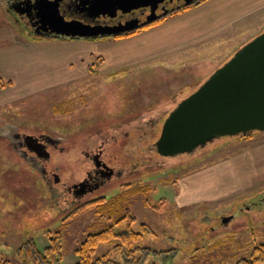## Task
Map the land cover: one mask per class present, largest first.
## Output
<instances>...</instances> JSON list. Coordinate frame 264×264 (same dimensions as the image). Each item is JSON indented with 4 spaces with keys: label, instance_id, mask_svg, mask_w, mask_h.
<instances>
[{
    "label": "rangeland",
    "instance_id": "374dc122",
    "mask_svg": "<svg viewBox=\"0 0 264 264\" xmlns=\"http://www.w3.org/2000/svg\"><path fill=\"white\" fill-rule=\"evenodd\" d=\"M12 1L0 0V264H21L18 250L27 241L42 251L48 237L55 236L61 244L58 264H75L76 249L86 236L111 223L95 214L90 203L108 202L137 187L147 192L133 193L128 206L135 219L130 230L141 233L131 247L176 249L174 264L250 261L254 248L264 243V209L254 205L264 199V131L216 139L192 154L166 160L149 147L169 110L264 31L262 0L255 5L245 0L248 12L236 19L238 11L223 9L230 0H206L130 36L69 41L22 28L20 13L9 6ZM196 9L203 17H183ZM225 12L237 13L230 18ZM172 18V24L166 23ZM20 39L42 43L31 47ZM72 41L85 45L67 44ZM136 116L141 128L130 121L117 157L128 151L145 168L66 211L54 207L38 173L5 140L19 130H42L56 142L65 140L67 150L88 130ZM55 159L60 162V154ZM127 229L123 223L115 231ZM119 243L114 238L99 245L92 260L108 255L109 264L124 263L123 253L113 249Z\"/></svg>",
    "mask_w": 264,
    "mask_h": 264
},
{
    "label": "water",
    "instance_id": "95a60500",
    "mask_svg": "<svg viewBox=\"0 0 264 264\" xmlns=\"http://www.w3.org/2000/svg\"><path fill=\"white\" fill-rule=\"evenodd\" d=\"M64 1L30 0L27 7V2H20L16 5L19 8L14 10L28 17L29 13L33 14L37 34L66 39L95 40L115 36L156 20L152 11L146 17L141 15L116 25H104L85 17H69L61 11ZM163 1L88 0L86 7L90 15L105 18L143 6L157 8ZM109 7L111 11L107 12ZM262 131L264 31L241 46L195 91L176 104L165 117L153 146L162 157H176L191 154L216 139ZM28 138L35 140L31 136Z\"/></svg>",
    "mask_w": 264,
    "mask_h": 264
},
{
    "label": "flooded vegetation",
    "instance_id": "af4514ba",
    "mask_svg": "<svg viewBox=\"0 0 264 264\" xmlns=\"http://www.w3.org/2000/svg\"><path fill=\"white\" fill-rule=\"evenodd\" d=\"M29 1L13 0L9 6L15 9L19 8L16 7L18 3L27 2V7ZM33 1L31 0V2ZM183 1L165 0L157 8L143 6L110 18L90 15L87 11L86 0H65L61 6V11L69 17H85L90 22L95 21L111 26L120 22L130 21L141 15L146 17L152 11L157 20L158 17L168 10H173L195 0H188L184 3ZM178 2H182L181 5H176ZM174 3L176 4L170 8ZM26 7L24 5L23 8ZM19 18L22 28H29L31 31H35L33 25L36 21L33 18V14L29 13V17L25 14H19ZM174 107L175 105L170 110ZM136 117L137 119L125 118V120L110 124V126L108 125L105 128L97 127L94 131L95 133L88 130L84 138L71 142L72 146L67 150L62 145L63 143L66 144L65 140L62 141L61 138H57L56 142L53 136L42 130L27 132L19 130V132L21 131L20 133L13 132L5 137V140L10 148L33 171L35 170L38 173L42 183L49 192V198L52 201L51 203H54V207H60V211H66L91 194L93 195L107 189L112 183L127 181L128 176L139 175L142 169L145 168L144 162L136 161L135 156L130 155L129 157L128 151H120V157H117L119 148H122L123 144H126V140L129 137L127 126L130 121H137V124L135 123L136 127L141 128L138 125V116ZM28 135L35 140L29 139ZM137 138L140 140L141 136L139 135ZM113 149L117 150L116 153H112L111 150ZM149 151L156 153L157 156L164 160L169 159L157 154L153 146L149 147ZM58 154H60V162L55 159ZM69 159L71 162H69ZM66 168L69 172H66ZM260 201V203L258 201L254 203V205L263 210L264 199ZM232 219H234V215Z\"/></svg>",
    "mask_w": 264,
    "mask_h": 264
},
{
    "label": "trees",
    "instance_id": "16d2710c",
    "mask_svg": "<svg viewBox=\"0 0 264 264\" xmlns=\"http://www.w3.org/2000/svg\"><path fill=\"white\" fill-rule=\"evenodd\" d=\"M206 0H195L188 4H184L173 10H168L162 14L157 20L149 23L148 25L142 26L128 32L123 35H118L117 37L130 36L134 33H137L141 30H144L148 27H151L166 18L173 17L183 11H186L193 6H196ZM244 137L245 135H239L237 137ZM137 189V190H135ZM130 189L124 193L115 196L108 202H102V200L95 201L90 203V207H94V213L99 215L102 218L108 219L111 223L108 224L105 228L97 233H91L86 236V238L80 243L79 247L76 249V254L78 260L75 264H109L113 263L112 259L108 255H103L100 258L92 260L91 256L94 253L95 249L102 244H108L113 241L114 238L120 240L119 244L114 246V251H119L123 253L125 258L124 263L122 264H140L144 260L143 264H174V259L176 255V249H170L167 251H150L146 248H140L137 246L131 247L138 241L141 237V233H136L130 230L131 225L135 222V219L130 214L128 206L131 204V197L133 193L136 195H145L147 191L141 190L140 187ZM140 189V190H139ZM123 223L127 224L128 229L126 231L119 230V233H116L115 228L122 225ZM142 230H145L147 233H150V230L145 229L142 226ZM49 244L42 250H38L35 244H31L27 241L19 251L21 264H58L61 257V244L60 236L48 237ZM124 246L128 247L126 253L122 250ZM139 252L140 258L138 260L134 259L135 254ZM133 259L132 261H129ZM160 259V261H159ZM149 260V261H148ZM159 261L158 263L156 261ZM237 264H264V243L258 245L254 248V252L251 255V260H241Z\"/></svg>",
    "mask_w": 264,
    "mask_h": 264
},
{
    "label": "crops",
    "instance_id": "0c3cea01",
    "mask_svg": "<svg viewBox=\"0 0 264 264\" xmlns=\"http://www.w3.org/2000/svg\"><path fill=\"white\" fill-rule=\"evenodd\" d=\"M252 2H253V5H255L256 3H254L255 2V0H252ZM263 3V5H264V0H262V2H260L259 4H262ZM246 4L247 3H245V0H230L229 2H227L226 4H224L223 5V9L225 10L226 9V11H229L230 9H234V10H236V11H238V14H236V13H233V12H225V13H227L228 14V16L231 18L233 15H235L236 14V17H235V19L236 18H238L240 15H242L243 13H247L248 12V10H247V7H246ZM208 8V7H207ZM200 9H202V8H200ZM193 11H195L196 13H187V14H185V16H183L185 19H190V17L191 16H196V15H200V16H198V18H200V17H203V15H201L202 14V12H200L201 10H193ZM185 13V12H184ZM179 16V15H178ZM177 17V16H176ZM187 17V18H186ZM175 18V17H174ZM174 18H172V19H170V20H168L166 23H170V24H172L173 22L172 21H175V19ZM193 19V18H192ZM194 32H195V29H194ZM184 36V35H183ZM183 36H180V37H178V40H182L183 39ZM14 39H16V38H14ZM20 42H22L24 45L26 44V45H30L31 47H33V46H36V45H39V43H42L41 41H39V42H37L36 40H25V39H20L19 40ZM49 41V40H48ZM56 40H53L52 41V43H56L55 42ZM63 41V40H62ZM69 41V40H68ZM50 42V41H49ZM76 42H80V44H77ZM112 41H106V42H104V44H108V43H111ZM35 43V44H34ZM38 43V44H37ZM82 42L81 41H72L71 43H67V44H72V46H74V45H85V44H81ZM15 44H16V42H15ZM56 44H59L58 42L56 43ZM60 45H65L64 44V42H60ZM25 64H27V63H25ZM25 69L26 68H31L30 66H25L24 67ZM33 70V69H32ZM10 78H13V77H11L10 76ZM33 86H34V84H33ZM32 87V86H31Z\"/></svg>",
    "mask_w": 264,
    "mask_h": 264
}]
</instances>
